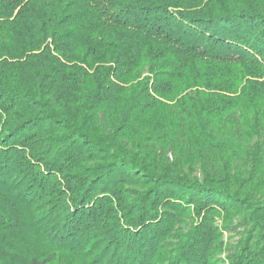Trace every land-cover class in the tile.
Instances as JSON below:
<instances>
[{
    "label": "trees",
    "instance_id": "trees-1",
    "mask_svg": "<svg viewBox=\"0 0 264 264\" xmlns=\"http://www.w3.org/2000/svg\"><path fill=\"white\" fill-rule=\"evenodd\" d=\"M0 264H264V0H0Z\"/></svg>",
    "mask_w": 264,
    "mask_h": 264
}]
</instances>
